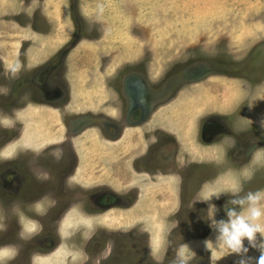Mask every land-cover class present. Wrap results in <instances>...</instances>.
<instances>
[{
	"label": "rangeland",
	"instance_id": "obj_1",
	"mask_svg": "<svg viewBox=\"0 0 264 264\" xmlns=\"http://www.w3.org/2000/svg\"><path fill=\"white\" fill-rule=\"evenodd\" d=\"M16 63L20 70L13 74L10 65ZM63 66L72 99L59 110H49L34 87L47 82L53 87L55 73ZM134 83L144 114L149 117L146 111L155 109L142 128L150 139L143 133L137 136L135 129L110 143L116 128L102 126L112 127L115 121L123 125L120 95L126 96ZM10 91L11 100L6 98ZM0 94H5L0 99V158L21 155L40 169L37 177L23 172L8 176L11 169L24 171L26 164L21 158L9 163L0 159V212L3 208L7 217L22 214L31 219L20 232L16 225L8 228L0 222V247H17L0 251L10 254L0 264H9L26 246L33 251V264H177L184 245L188 264H239L242 257L258 264L261 251L247 239L244 256L222 247L217 237L229 209L240 213L247 208L231 201L264 190V0H0ZM245 107L249 111L242 116ZM218 115L227 116L225 126L232 134L205 144L203 123ZM159 129L163 133L156 132ZM15 132H21L18 139L12 137ZM236 140V155L245 149L262 150H255L253 167L240 158L234 164L237 170L243 166L240 172L248 167L247 175L255 177V182L244 178L252 182L245 190L241 176L224 157ZM42 141L46 146H36ZM154 141L168 148L177 169L186 170L195 162L187 171L192 197L184 207L183 198L169 186L170 197L161 194L151 200L160 214L149 206L153 210L144 217L149 220L138 223L130 213L134 197L127 193L125 181L132 173V146ZM68 147H75L77 166L63 181L65 166L52 169L36 156ZM42 171L46 174L40 175ZM213 175L205 188L225 189L219 198L212 190L194 196L196 185ZM159 185L151 192L162 191ZM232 185L240 191L233 193ZM50 191L42 203L33 204ZM53 194L60 204L56 210L75 201L72 211L64 223L54 225L47 217L40 224L39 209L45 205L44 212L49 210ZM12 197L22 198L14 205ZM129 221L135 225L122 228ZM118 231L124 235L117 236ZM261 242L264 237L257 233V245ZM147 248L152 251L147 253Z\"/></svg>",
	"mask_w": 264,
	"mask_h": 264
},
{
	"label": "flooded vegetation",
	"instance_id": "obj_2",
	"mask_svg": "<svg viewBox=\"0 0 264 264\" xmlns=\"http://www.w3.org/2000/svg\"><path fill=\"white\" fill-rule=\"evenodd\" d=\"M64 52L65 51H63V53ZM67 55H65V56H67ZM57 71L58 72L55 73L56 74V76H55L56 84L53 85V87L48 82L44 83L43 85H40L38 87H34V90H35L34 93L40 95L39 100H42V101L45 100L43 104L48 106L47 108L49 110H59L58 107L69 103V101H71V99H72L70 86L66 82V79H65L64 66L60 70L57 69ZM52 88H54V89L51 91ZM140 92H142V91L140 90ZM11 93L12 92L10 91V94L7 95V97H6L9 100H11L13 97V94H11ZM0 97H1L0 98L1 100L2 99L4 100L3 97H5V94H3V95L0 94ZM139 99H140L139 87L136 83L132 84L131 87L127 88L126 96L120 95V99H119V100H121L120 104L123 107L122 109H124V111H122V118H121L123 120V125L120 124V127H118L117 121H115L116 125H114L112 127H109L107 124L102 126L106 130H108L109 128L110 129L116 128L114 130H116L117 133L116 134L114 133L112 135V137L108 140L110 143L116 142L115 140L117 139V137L123 138L129 130L137 129V136H139L140 133H143L142 128L147 125L146 122H148L150 120V117H152V115L155 113V109L150 108L152 111L151 110L146 111L147 113L151 112V115L149 117H147L148 115L146 116L140 108V104L138 102ZM111 102H112V100H110V103ZM248 107L243 108L244 110H243L242 116H244L245 114L248 113V111H249ZM111 108L113 111H115L113 109V107H111ZM14 109L15 108H13V114H14ZM7 111H11V109H9ZM145 117H147V119H145L146 121L143 120ZM226 117L227 116H225V115H222V116L218 115V116H211V117L205 119L203 126H204V129H206V130H205V132H203L204 139L201 138L204 141L203 143L206 144V142H209L212 144H216L224 137H225V139L229 138V137L225 136V135H231L232 134L230 132V128L228 127V125L225 126V123L227 122ZM60 119L61 118L59 117V120ZM211 120H212V123L209 122ZM211 128H215V130L212 132ZM138 129H141V130H138ZM7 131H9V130H7ZM156 132L163 133V131L160 129L157 130ZM144 133H145V131H144ZM144 133H143L144 137L149 138V135L146 136ZM20 134H21V132H19V134L15 132V134L12 135L13 139H16V138L18 139V136H20ZM170 137L173 139L172 141L174 142V144H176V145L179 144V142L176 140V138L174 136H170ZM208 138H210V139H208ZM149 139H147L146 142H148ZM44 143H45V141L39 142L38 144H36V146H40V145L42 147L46 146V145H44ZM140 143H141V147L140 146H132L133 158H132L130 166H129V170H131L132 173H130V178L125 181L126 185H127L126 186L127 193L134 197L133 203H131L132 202L131 200L129 201V206L131 208L130 213H131V215L134 213L136 214V218H134V217H132V218L138 223L141 220H142V222L144 220L145 221L149 220V218H144V217H148L149 213L153 210L151 208L149 209L148 208L149 206L154 208V212H158L160 214V210L156 211V209H155V206H154L155 202L151 201V200L155 196V199L157 201V196H160L161 194L166 195L167 197H170V190H168V188H167L169 186L173 185L175 192H177V194H180V196L183 198L184 207L190 203V201L188 202V198L192 197V186L193 185L190 186V184H189L190 178H189V175L187 174V171H191L194 167V164H195V162H191V163L187 164L186 170H183L182 166H181V168L177 169L175 157L173 155H171V153L168 151V148H162V146H163L162 143H159L156 141H154L152 143L149 142L146 145L142 142H140ZM236 143H237V140L234 141L233 145L230 146L232 149L226 151L224 157L230 161V163H228V165H233V170H234L235 175L237 177L241 176L242 182H243L241 187H242V189L245 190V185H250V184H252V182L250 180L245 181L244 178L245 177H246V179L250 178L251 180H253L255 182V177H252L251 174L247 175V172H245V170L248 167L245 166V170L243 172H240V170L242 169L243 166L240 167L239 170H237V167H235L234 164L237 163V161H239V158H240V161H242V162L246 161V164L249 163V165H251V167H253V165H254L253 164L254 163L253 158H254L255 154L257 153V152H255V150H257L259 153L262 150H258L257 147H256V149H251L249 151L247 149H245V150H241L239 155H236V150H237ZM30 145L31 144H29V146ZM57 146L58 145H54L51 147L55 148ZM47 147H50V146H47ZM74 149H75V147H73V148L68 147V149H64V150L60 149V150H56V152L54 149H52V150H48V151L44 152V156H36V157L37 158L42 157L43 158V164L44 163L45 164L50 163L51 164L50 167L52 169L53 168L54 169L61 168V170H62V167L65 166V168H67V169L63 173L64 174L63 181L64 180L66 181L68 179V177L70 176V174L76 170L77 158H76ZM161 149H165V151L162 153V152H160ZM25 150H26V152H31V150H28V149H25ZM22 151L23 150H20V152H22ZM57 152L59 153L58 156L55 154ZM233 153L237 157L234 159H230L231 156L233 158V156H234ZM31 154L33 155L34 152H31ZM11 156H13V155H10V156L4 155L0 159L9 163V161L10 162H12V160L17 161V159L21 158L20 160H22L24 162V164H26V166L24 168L25 169L24 171L18 170V169L17 170L11 169L10 172L7 174L8 176H14L15 177V176L19 175L18 172L20 173V175L22 174V172L24 174H29V175L31 174L35 177H37L39 175L40 169L37 167H31V165L28 162H25L23 160L21 155H19L18 158H11ZM68 159H71V163H69ZM222 161H223V157H222ZM232 161H233V163H232ZM28 165H29V167H28ZM68 165L70 167H67ZM201 168L204 169L206 167L203 164H201ZM212 168H214V167H212ZM178 170H181L179 172L180 175H177V174L174 175V172L178 171ZM250 170H251V168L248 169V173ZM24 174L22 177L23 180L26 179ZM45 174H46V172L42 171L40 175H45ZM214 178H215L214 175L211 177V179H210V177H205L204 180L200 183L199 187H197V185H196L193 195L194 196H200V193L203 190H207V191L212 190V192H213L212 196H214V193H220V192L224 191L225 189H217V188H213V187L212 188H205L207 186L208 182H210V180H214ZM161 182H163L165 184L160 186L159 183H161ZM156 185H159V187L162 191L155 190L154 193L151 192V190L152 191L154 190ZM176 186H177V189H176ZM65 188H66V184L64 185V189ZM255 188L257 189V187H255ZM49 193H51V191L45 193V195L43 197H41L42 199L38 198L37 200L33 201V204H36L38 202H41V201H44L45 199H47V197L49 196ZM238 194L240 195L241 193H238ZM17 195H18V193L14 194L12 196L16 197ZM57 195H58V193H57ZM53 196H54V194H53ZM13 197L11 198V201L12 202L14 201V205L16 204L17 201H19V199L22 198L21 197V198H17V199L14 198L13 199ZM54 198L56 199V201ZM54 198H52V203L50 204V208L47 212H44L45 205H41V207L39 209V211L41 212V216H39V223L40 224L42 223V222H40L41 219L47 218V217L50 218V222H52L54 225L59 224V223H64L65 216H66L67 212L69 210L72 211V209L70 207L75 201L69 203L65 207H61L58 210H56V208H58L60 206V204H59L58 196L55 195ZM164 201L167 202L166 207H169L170 206V198L164 199ZM25 203L26 202H24L22 204L25 205ZM200 204H202V203H200ZM14 205L12 206V208L14 207ZM132 208H134L136 210L133 211L134 209H132ZM204 209L207 210V205H204ZM205 213H206V211H205ZM137 216H138V219H137ZM0 218L2 219V221H0V222H4L2 224L7 225L8 228L10 226L13 227V225H16V227L19 228V232H20V227H23L24 225H26L27 224L26 221L31 220L28 218L25 219V215H22V214L21 215L19 214V216L14 214V216L7 217L4 215V209L3 208H1ZM23 221H25V222H23ZM72 221L73 220L70 219V222H72ZM136 222L133 221V223H136ZM97 223H98V221H97ZM180 224L181 225H180V227H178V229L181 230L182 227L184 226L183 225L184 223H180ZM70 225H72V224H70ZM132 225H135V224H131V222L129 221V224H124V226L122 228H126V227L132 228L131 227ZM0 227H2V226L0 225ZM101 227H102L103 232H104V227L103 226H101ZM120 231L116 232L117 236L120 234L124 235L123 232H120ZM116 233H113V234H116ZM56 235H58V233ZM98 235L99 234H96L94 236V240L97 239L96 237ZM205 235L208 236L207 234H205ZM116 240H120V238H116ZM198 240H201V239H198ZM173 244L174 243H172V249H173V251H176V247H174ZM148 245H149V242L147 241V246ZM6 248H11V249L16 248L17 249V247L15 245L12 246V245L6 244L5 246L0 247V251L4 250ZM28 248H29V246H26V248H24L23 252L17 253V256H16V254H14L13 260L14 259L15 260L14 261L11 260L9 262V264H21L23 260L26 261L27 264H33V251H30ZM148 248H149V246H148ZM148 248H147V250H148ZM172 249H170V250H172ZM150 251H152V249L148 250L147 253H149ZM187 251L188 252L186 253V255L191 256L192 255L190 252L191 249L187 250ZM200 255L201 254H199L198 256H200ZM169 256H170V254L168 255V258H169ZM150 257L152 258V254H150ZM197 264H199V263H197Z\"/></svg>",
	"mask_w": 264,
	"mask_h": 264
},
{
	"label": "clouds",
	"instance_id": "obj_3",
	"mask_svg": "<svg viewBox=\"0 0 264 264\" xmlns=\"http://www.w3.org/2000/svg\"><path fill=\"white\" fill-rule=\"evenodd\" d=\"M20 70V64L16 63L10 65V71L13 74H16ZM4 92L7 89L3 90ZM57 156L59 153H55ZM238 185H233L231 191L236 193L240 191ZM221 193H214V195L219 198ZM264 201V190H258L255 193L250 192L247 197L240 199H233L231 201L234 205H247V208L238 213L236 209L228 210V221L220 222L218 231L219 236L217 240L221 243L222 247L230 249L235 254L243 253L246 256L249 251L248 247H245L244 240L247 239L249 245L253 248H258L261 251V255L258 258V264H264V242H261L257 245V233L261 237H264V204L261 203ZM111 242L108 244V248L111 249ZM187 245H184L180 248L177 256V264H188L187 259L185 258V252ZM106 258V255L103 257ZM250 257L244 259L241 258L239 264H248Z\"/></svg>",
	"mask_w": 264,
	"mask_h": 264
},
{
	"label": "bare ground",
	"instance_id": "obj_4",
	"mask_svg": "<svg viewBox=\"0 0 264 264\" xmlns=\"http://www.w3.org/2000/svg\"><path fill=\"white\" fill-rule=\"evenodd\" d=\"M31 130H32V129H31ZM33 130H34V129H33ZM34 133H35V132H34ZM26 134H27V133H25L24 135H26ZM33 135H34V134H33ZM26 138H27V137H26ZM23 141H26L25 144H30L29 141H28V139H25V140H23ZM14 145H15V144H14ZM21 145H23V144H21ZM21 145H20V146H21ZM15 146H16V145H15ZM23 146H25V145H23ZM23 146H22V148H23ZM11 147H12V146H11ZM15 148H16V147H15ZM18 149H19V148H18ZM23 149H24V148H23ZM19 150H20V149H19ZM19 150H18V151H19ZM4 151H5V150H4ZM7 255H10V254L2 252V253L0 254V260H2V259H7V257L9 258V256H7ZM44 259H46V258H43V260H44ZM41 262H42V260H41ZM61 263H62V262H61ZM61 263H60V264H61Z\"/></svg>",
	"mask_w": 264,
	"mask_h": 264
}]
</instances>
